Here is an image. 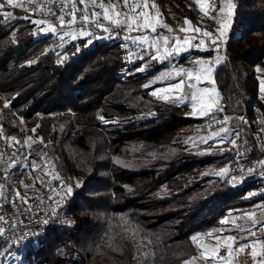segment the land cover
Here are the masks:
<instances>
[{
    "label": "trees",
    "instance_id": "1",
    "mask_svg": "<svg viewBox=\"0 0 264 264\" xmlns=\"http://www.w3.org/2000/svg\"><path fill=\"white\" fill-rule=\"evenodd\" d=\"M237 3L226 59L216 73L217 87L224 113L258 119L264 113V100L259 98V85L245 77L242 64L264 67V0ZM34 28L28 20L0 21V98L9 101L18 116L39 125V136L53 141L45 151L58 157L62 178L81 186L59 209L71 225L40 236L39 243L15 249L23 261L136 264L132 245L117 235L123 216L144 235L159 238L155 264H182L196 254L190 235L219 227L218 220L230 209H246L259 198L244 199L260 185L256 180L236 187L224 182L210 189L198 184L174 189L177 177L209 164L218 169L231 161L233 152L189 154L173 143V134L188 121L184 109L145 92L142 85L154 70L133 72L140 63H127L121 40L95 41L73 55V45L84 43L77 40L64 49L68 59L59 64L51 50L43 54L44 49H54L55 38L33 37ZM13 29L18 30L17 44L11 43ZM29 60L37 62L29 66ZM251 95L253 104L248 101ZM99 116L119 123L104 124ZM1 123L9 127L8 121ZM244 127L251 154L259 157L264 153L255 139L259 124L248 120ZM114 157L133 166L120 167ZM106 234L117 237L123 252L105 246Z\"/></svg>",
    "mask_w": 264,
    "mask_h": 264
},
{
    "label": "snow or ice",
    "instance_id": "2",
    "mask_svg": "<svg viewBox=\"0 0 264 264\" xmlns=\"http://www.w3.org/2000/svg\"><path fill=\"white\" fill-rule=\"evenodd\" d=\"M193 2L199 6L201 19L207 18L213 21L214 27L209 29L196 26L185 18L183 23L187 27L179 26L178 29H173L164 23L155 0H0V21L6 24L19 19L28 20L35 26L31 31L33 37L42 33L55 38L60 41L58 47L61 49L67 43L83 40L82 45H73L75 49L73 55L79 54L82 47L91 46L96 40L120 39L122 41L120 47L125 50L124 59L127 63L142 62L132 70L135 73L152 70L154 62L165 65L142 87L151 88L149 95L155 100L174 107L187 105L191 108L189 115L207 120L203 129L205 134L188 137L184 144L190 147L206 144L208 147L201 154L215 155L217 153L212 151L213 148L228 143L230 147L221 148L219 154L222 155L225 151L235 152L236 158L203 175L217 176L236 187L249 176L264 177V158L248 166L242 163L248 146V141L243 138L244 126L248 125L246 117L223 115L221 118L225 108L220 104L223 97L217 87L216 73L226 59L221 52L227 50L234 32L233 25L236 22L238 3L237 0H193ZM13 10H23L28 15L21 17ZM34 16L41 18H33ZM48 16L54 17L55 20L46 19L45 17ZM42 25L44 27H41ZM17 31L13 29L10 33L12 44L18 43ZM179 33L184 35L181 36ZM50 50L55 53L57 63L63 64L68 59L66 53L57 52L55 49H44L43 54L47 55ZM192 52H212L215 55L186 56L185 59L193 65L190 68L174 63L183 54ZM36 62L29 60L27 63L30 66ZM256 71L262 70L258 67ZM157 84L160 87H154ZM260 92L264 93V80L260 81ZM261 99H264V96H261ZM9 107L10 102L5 101L4 108ZM98 118L104 124L119 123V121L106 120L103 116ZM20 123H24L23 117H20ZM259 123L264 125V120H260ZM60 130H63L62 125ZM31 131L35 134L36 128H32ZM259 133L255 139L260 142L259 150L264 152V127L259 129ZM0 137L7 140L9 146L16 144L21 149H25L14 152V160L11 157L5 159L4 153L0 152V166H3L6 181L20 183L26 190L24 195L19 190L9 193L6 184H0V201H3L0 203V238L7 240L6 233L16 230L18 225L27 227L19 216H26L29 220L36 217L35 222L45 228L50 223L59 222V209L73 196L74 188L81 185L79 181L73 185L64 180L57 170L58 157H52L44 151L53 141H45L44 137L34 139L32 136H27L22 141L15 136L4 137L2 124H0ZM37 142L42 145L41 149L33 148ZM151 155L155 157L156 153L153 152ZM21 160L24 161L22 166L25 174H29L28 169H31L49 177L47 180L34 178L39 181L40 187L46 190L43 195L29 197L27 190L36 191L35 183L24 184L23 180L15 181L8 174L10 170L19 171L16 165ZM113 162L120 167L133 166L130 161H123L119 157H114ZM255 196H264V189L249 192L244 199ZM33 199L38 200L39 204L29 203V200ZM6 204L17 208L14 217L2 212ZM19 205H27V207L21 210ZM39 205L46 207L40 208ZM41 212L43 216L40 215ZM63 222L69 226L72 223L66 220ZM218 225L219 227L214 226L205 232L190 235L188 240L196 249V254L184 259L182 264H199L200 261L203 264H264V200L250 209H230L218 220ZM119 227L121 231L117 235L120 240H126L132 245L134 251L131 258L136 264H155L159 238L154 239L144 235L143 229L123 216L120 217ZM41 234L37 231H21L11 243L22 244L29 237L32 238L30 242L39 243ZM104 244L116 252L124 250L117 242V237L111 234H106Z\"/></svg>",
    "mask_w": 264,
    "mask_h": 264
},
{
    "label": "rangeland",
    "instance_id": "3",
    "mask_svg": "<svg viewBox=\"0 0 264 264\" xmlns=\"http://www.w3.org/2000/svg\"><path fill=\"white\" fill-rule=\"evenodd\" d=\"M191 2V3H189ZM155 3L158 6L159 12L162 13V17H163V21L164 23H166L167 25H169L170 27H172L173 29H178L179 26H185L184 25V19L187 18L190 21L193 22V24H195L196 26H201V27H208L209 29H211L212 27H214V23L213 21L204 18L203 20L201 19V13L198 10V5H196L193 0H155ZM98 10V9H97ZM23 11V10H21ZM155 11V10H154ZM214 14V13H213ZM33 18H41L39 16H34ZM46 19H50V20H55L54 17H45ZM41 27H44L43 25ZM240 30V28H239ZM160 31H165L163 29H160ZM42 34V33H41ZM165 34H168L165 32ZM179 35L183 36V33H179ZM237 35H240V31L238 32ZM238 37V36H237ZM69 38H66V40ZM114 40H120V39H114ZM96 41H100V40H96ZM75 42V41H73ZM198 42V41H195ZM72 43V42H71ZM71 43H67L63 49H59L60 52H63L64 49H66V47H68ZM55 49V48H54ZM188 55H192V56H203V57H211L214 56L215 53L212 52H208V53H200V52H192V53H185L183 54L180 58H178L177 60L174 61V63L181 65L183 67L186 68H190L193 67V65L187 60L185 59L186 56ZM221 55L225 56V51L221 52ZM225 61V60H224ZM223 61V62H224ZM136 63H142L140 61H137ZM165 67V65H159V64H155V62L153 63V68L152 70H154V73H152V75L147 79V81L145 83L148 82L149 79L153 78L154 75L158 74V72L160 70H162ZM260 68L262 71L257 72L256 69ZM247 71V72H244ZM242 72L245 74V77L247 79H251L254 82H256L259 85V98H261V96H264V93L260 92V81L264 80V67L262 66H252L248 63H243L242 64ZM170 83H174L175 81H169ZM204 86V85H201ZM210 86V85H208ZM154 87H160L159 84L155 85ZM145 92L149 95V92L152 90L151 88L149 89H144ZM150 96V95H149ZM152 97V96H150ZM252 97V101L248 100L249 103L253 104L255 102V98L253 95L249 96V98ZM153 98V97H152ZM248 98V99H249ZM264 100V99H262ZM264 102V101H263ZM4 103L5 100L4 98H0V124L3 125L2 120H6L9 123V127L4 128L3 126V133H4V137H11V136H15L18 140H23L25 139L27 136H32L34 139L36 137H40L39 133H38V127L35 126V123L28 121V120H24V123L21 124L20 123V116H18L12 109L11 107L9 108H4ZM221 106H224V101L223 99L220 101ZM182 109H184L185 112V117L186 120H188L187 122H185L183 124V126L181 128H179L172 136V142L177 144V145H181L185 147V151L188 152L189 154H199V155H203L201 154L203 152L204 149H206L208 147V145L206 144H200L198 147H190V146H186L184 144V141L188 138V137H194V136H200V135H204L205 132L203 131L205 124L207 123L206 119H200V118H196L193 117L191 115H189V113L191 112V108L188 107L187 105L181 106ZM223 115H227L229 117H232L231 115H228L226 113H222L221 114V118ZM264 113L261 115L263 116ZM260 116V117H261ZM246 117V116H244ZM260 117L258 119H251V118H247L248 120H252L253 123L258 124ZM198 119V120H197ZM36 128V132L35 134L32 133L31 129L32 128ZM259 128V127H258ZM257 128V130H258ZM257 130L255 132V134L257 135ZM211 143V141L209 142ZM230 145L228 143H224L222 145H218L217 147L213 148L212 151L217 153L220 152V149H227L229 148ZM34 149H41L42 145H40L38 142L33 145ZM25 149H21L19 145L16 144H12V146H9V142L7 140H5L3 137H0V152L4 153V158L7 159L8 157H11L13 160L15 159V156H13L14 152H19V151H24ZM45 151V149H44ZM35 155V152L33 153ZM23 163L24 161H18L16 167L19 168V171H15V170H10V172L8 174H10L12 176V179L15 181H20L23 180L24 184H33L35 183V187L37 190H41L46 192L45 189L40 187L39 181L38 180H34V178L36 177H40L41 179L47 180L49 179V177L44 176L43 173L39 172V171H32L31 169H28V173L29 174H25V170L23 168ZM228 164V163H227ZM3 166H0V184H6L7 186V190L9 193L14 192L15 190H19L21 192L22 195L25 194V189L24 187L20 184V183H13L11 181H6L5 180V173L2 170ZM212 170H216V167L214 165H207L199 170H194L190 173L185 174L184 176H180L177 177L175 180V183L173 184L174 189L179 190V189H183L186 186L189 185H202L205 187H209L213 188L215 186L221 185L222 183H224V180H221L219 177L214 176V175H203L204 173L210 172ZM254 179L251 180H244L242 183H240L238 186H242L245 183H248L250 181H252ZM56 183V182H54ZM76 183V181H75ZM260 185H257V188H254L253 191H260L262 189H264V184L257 182ZM261 186V187H260ZM164 188L166 190H169V187H166V185L164 186ZM251 191V192H253ZM33 192L32 189H28L27 190V195L30 197L31 193ZM259 197L252 206L246 208V209H250L252 208L254 205L260 203L262 200H264V196H255L252 197L253 198H257ZM250 199V200H251ZM0 203H3V201H0ZM60 217H62L64 220L69 221L67 218L63 217L60 215ZM63 226L60 225H55L53 230L56 229H63L65 228L68 224H62ZM52 231V230H50ZM49 231V232H50ZM48 233V232H47ZM46 233V234H47ZM207 243H212V241H206ZM1 249H0V264H29L25 261H23V259L21 258L20 255L17 254V252L15 251V249H11L5 245L0 244ZM199 264H203L202 261L199 262Z\"/></svg>",
    "mask_w": 264,
    "mask_h": 264
},
{
    "label": "built area",
    "instance_id": "4",
    "mask_svg": "<svg viewBox=\"0 0 264 264\" xmlns=\"http://www.w3.org/2000/svg\"><path fill=\"white\" fill-rule=\"evenodd\" d=\"M50 17H52V16H50ZM59 44H60V41L57 40V39H55L54 48L56 50L57 49L58 50L61 49L60 47H58ZM244 72H247V71H244ZM248 100L252 101V97H250ZM260 120H264V115L260 117ZM258 124H259V128L257 130V135L260 134L259 133V129L261 127H264V125L260 124L259 122H258ZM243 138L248 141L246 156H245V158L242 161V163L245 166H248L250 163H253V162H255L258 159L264 158V153L261 154L259 157H256V156L252 155L251 154L252 144L250 143V140H248V138L245 136L244 133H243ZM256 143H257V146H258L260 142L256 140ZM235 158H236V154H235V152H233L232 153V159H231V161H233ZM251 179H254L257 182H260V183L264 184V177H261L259 175L249 176L245 180H251ZM44 193H45L44 191L36 190V191H33L31 193L30 197L40 196V195H43ZM29 203H31L33 205H38L39 204V201L33 199V200H29ZM48 203L51 204V202H48ZM19 207L22 210L23 208H26L27 205H19ZM39 207L40 208H45L46 205H39ZM2 212L3 213H7L9 217H14L15 214L17 213V208H14L11 205H7L6 204L5 207L2 209ZM40 215L43 216V212H41ZM19 219L20 220H23L24 221V224L27 225V227H23V226H19L18 225V228L16 230H10L9 232L6 233L7 240H5L4 238H0V244L5 245V246H7V247H9L11 249H18L20 247H23V246H26V245L30 244L31 243L30 241L32 240V238L29 237V239L26 240V241H24L22 244H14V243H11V241L13 239H15L20 234L21 231H23V232L37 231V232L42 233L40 235V236H42V235H45L50 230H53L55 225L63 226L62 224H64V225L66 224V223L63 222L65 220L62 217H60V221L59 222L54 223V224L53 223H50L46 228L44 226H42V225H40V224H38V223L35 222L36 219H37L36 217H33L32 220H29L26 216H19Z\"/></svg>",
    "mask_w": 264,
    "mask_h": 264
}]
</instances>
